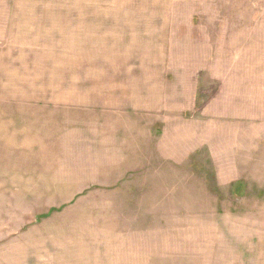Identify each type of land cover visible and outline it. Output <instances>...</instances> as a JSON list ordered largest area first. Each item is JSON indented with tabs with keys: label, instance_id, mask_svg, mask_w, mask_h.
Wrapping results in <instances>:
<instances>
[{
	"label": "rangeland",
	"instance_id": "374dc122",
	"mask_svg": "<svg viewBox=\"0 0 264 264\" xmlns=\"http://www.w3.org/2000/svg\"><path fill=\"white\" fill-rule=\"evenodd\" d=\"M0 264H264V0H0Z\"/></svg>",
	"mask_w": 264,
	"mask_h": 264
},
{
	"label": "trees",
	"instance_id": "16d2710c",
	"mask_svg": "<svg viewBox=\"0 0 264 264\" xmlns=\"http://www.w3.org/2000/svg\"><path fill=\"white\" fill-rule=\"evenodd\" d=\"M55 208H53L52 210H54ZM48 215V214H47Z\"/></svg>",
	"mask_w": 264,
	"mask_h": 264
}]
</instances>
